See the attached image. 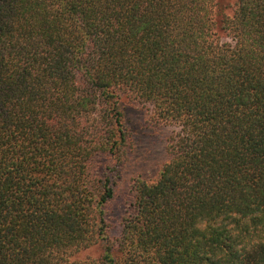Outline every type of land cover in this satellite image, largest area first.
Here are the masks:
<instances>
[{"label": "trees", "instance_id": "obj_1", "mask_svg": "<svg viewBox=\"0 0 264 264\" xmlns=\"http://www.w3.org/2000/svg\"><path fill=\"white\" fill-rule=\"evenodd\" d=\"M0 264H264V0H0Z\"/></svg>", "mask_w": 264, "mask_h": 264}, {"label": "rangeland", "instance_id": "obj_2", "mask_svg": "<svg viewBox=\"0 0 264 264\" xmlns=\"http://www.w3.org/2000/svg\"><path fill=\"white\" fill-rule=\"evenodd\" d=\"M127 117L135 141L127 171L150 175L166 158V137L172 127L154 123L144 108L133 103L127 105Z\"/></svg>", "mask_w": 264, "mask_h": 264}]
</instances>
